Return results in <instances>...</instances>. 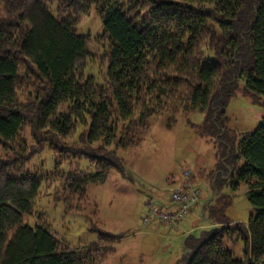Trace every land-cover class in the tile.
Returning <instances> with one entry per match:
<instances>
[{"label":"trees","instance_id":"1","mask_svg":"<svg viewBox=\"0 0 264 264\" xmlns=\"http://www.w3.org/2000/svg\"><path fill=\"white\" fill-rule=\"evenodd\" d=\"M92 8L103 23V85L84 78L92 38L75 29ZM240 83L264 97V0H0V264H96L112 255L122 235L93 228L97 242L72 248L23 216L43 181L67 212L81 211L88 183L125 173L117 150L150 118L192 110L216 137L224 180L246 185L254 215L246 224L217 215L185 236L175 264H264V120L241 137L229 128ZM46 148L88 168L62 180L59 171L23 172ZM234 236L245 240L244 260L225 247Z\"/></svg>","mask_w":264,"mask_h":264},{"label":"rangeland","instance_id":"2","mask_svg":"<svg viewBox=\"0 0 264 264\" xmlns=\"http://www.w3.org/2000/svg\"><path fill=\"white\" fill-rule=\"evenodd\" d=\"M50 8L54 14L53 6ZM75 29L77 34L92 38L93 57L88 58L84 78L105 84L107 65L100 60L103 42L96 41L103 33L102 19L92 8ZM239 86L227 104L226 114L229 128L241 137L263 122L264 97L245 94L244 85ZM202 119L196 110L180 112L174 121L168 114L153 116L146 128L138 131L132 146L117 150L125 173L111 171L104 183H88L87 200L81 211L67 212L61 200L55 201L54 186L47 188L45 194L43 181L34 211L23 216L24 222L30 227L44 224L59 241L72 248L97 242L100 232L96 228L122 235L110 245L115 252L96 264H175L182 257L185 236L198 234L209 220H217V215H223L228 222L246 224L254 215L246 185L239 182L233 187L231 178L224 180L216 137L205 131ZM87 168L84 158L59 161L46 148L34 155L22 171L39 175L59 171L62 180L71 172ZM186 170L191 172L193 187L198 190L197 204L191 205L177 225L161 226L153 209L166 211L175 207L170 201V190L182 186ZM225 247L234 259L244 260L243 238L227 239Z\"/></svg>","mask_w":264,"mask_h":264},{"label":"built area","instance_id":"3","mask_svg":"<svg viewBox=\"0 0 264 264\" xmlns=\"http://www.w3.org/2000/svg\"><path fill=\"white\" fill-rule=\"evenodd\" d=\"M183 174L185 180L182 183V186L170 190V201L175 204V207L166 211L153 209V215H155L161 223L167 225H177L178 222L186 215L191 205L198 201V190L193 187L191 181V178L193 177L191 172L186 170Z\"/></svg>","mask_w":264,"mask_h":264},{"label":"crops","instance_id":"4","mask_svg":"<svg viewBox=\"0 0 264 264\" xmlns=\"http://www.w3.org/2000/svg\"><path fill=\"white\" fill-rule=\"evenodd\" d=\"M161 223V222H160ZM163 225V223L161 224V226Z\"/></svg>","mask_w":264,"mask_h":264}]
</instances>
